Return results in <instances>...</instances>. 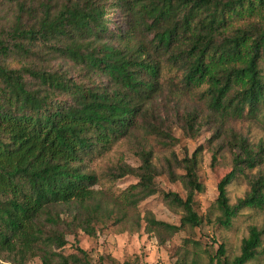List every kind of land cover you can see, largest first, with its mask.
Instances as JSON below:
<instances>
[{"label": "trees", "instance_id": "1", "mask_svg": "<svg viewBox=\"0 0 264 264\" xmlns=\"http://www.w3.org/2000/svg\"><path fill=\"white\" fill-rule=\"evenodd\" d=\"M60 60L71 68H54ZM200 90L224 117L257 114L264 102V0H0V258L90 264L81 248L64 250L74 229L95 237V225L114 215L104 212L95 187L135 177L117 195L119 205L135 210L160 194L152 151L132 139L142 132L172 146L175 124L195 136L197 114L181 115L174 100ZM232 138L240 153L216 201L226 228L239 209L264 205V174L229 205L228 187L258 165L245 140ZM129 148L137 168L123 161ZM198 154L175 159L182 176L168 165L188 192L185 200L163 194L184 210L181 225L148 212L147 234L201 227ZM263 235L264 226L252 227L239 256L228 261L220 245L210 264L250 263L264 253ZM175 264L195 262L186 251Z\"/></svg>", "mask_w": 264, "mask_h": 264}, {"label": "rangeland", "instance_id": "2", "mask_svg": "<svg viewBox=\"0 0 264 264\" xmlns=\"http://www.w3.org/2000/svg\"><path fill=\"white\" fill-rule=\"evenodd\" d=\"M110 16L118 19L116 13H111ZM52 65L54 68L58 65L71 68V64L61 60L54 61ZM202 91L179 96L174 100L181 115L189 112L197 114L200 130L195 136L191 137L190 132L186 133L180 125L175 124L170 127L176 140L172 146H164L159 139L147 137L142 132L135 133L132 139V146L137 145L152 151L153 163L159 172L156 183L160 194L141 202L135 210L123 207L117 201L119 192L138 182L135 177L127 176L117 181L113 188L112 184L101 181L95 187L99 192L98 200L101 201L104 212L112 211L114 215L111 219L102 217L103 222L95 225V237H89L80 229H74L67 236L65 255L77 253L76 247H79L89 255L90 264H175L187 251L189 263L210 264L209 256L216 254L220 245L225 246L228 261L240 255L243 240L248 237L250 229L264 226V205L239 209L232 220V226L223 227L218 223L221 213L216 207L218 184L231 171L235 154L240 153L232 136L245 140L247 146L257 153L258 165L253 170H246L240 180L232 182L228 187L229 205L234 207L240 200L245 199L251 191V182L264 174V102L259 106L256 115H251L246 110L242 117H224L210 110L208 98L201 94ZM124 145L122 150H126L127 144ZM130 148L124 151L123 161L137 168L141 164L140 159ZM198 150V175L204 191L195 197V210L202 219L201 227L186 226L171 237L147 234L143 218L148 212L158 221L174 226L181 225L184 210L169 205L164 201L163 194L174 193L185 200L188 192L180 180L173 181L170 178L168 165L171 162L175 174L182 176L184 171L176 165L175 159L181 161L186 157L191 158ZM0 264L14 263L2 257ZM25 264L42 262L35 258ZM248 264H264V253L260 250L256 258Z\"/></svg>", "mask_w": 264, "mask_h": 264}]
</instances>
